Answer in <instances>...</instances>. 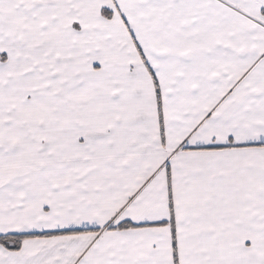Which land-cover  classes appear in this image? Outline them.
Listing matches in <instances>:
<instances>
[{"label":"snow or ice","instance_id":"obj_1","mask_svg":"<svg viewBox=\"0 0 264 264\" xmlns=\"http://www.w3.org/2000/svg\"><path fill=\"white\" fill-rule=\"evenodd\" d=\"M0 264H264V0H0Z\"/></svg>","mask_w":264,"mask_h":264}]
</instances>
